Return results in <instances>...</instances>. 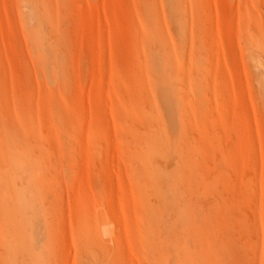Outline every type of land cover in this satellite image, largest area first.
<instances>
[{
  "label": "rangeland",
  "instance_id": "374dc122",
  "mask_svg": "<svg viewBox=\"0 0 264 264\" xmlns=\"http://www.w3.org/2000/svg\"><path fill=\"white\" fill-rule=\"evenodd\" d=\"M0 264H264V0H0Z\"/></svg>",
  "mask_w": 264,
  "mask_h": 264
},
{
  "label": "bare ground",
  "instance_id": "6f19581e",
  "mask_svg": "<svg viewBox=\"0 0 264 264\" xmlns=\"http://www.w3.org/2000/svg\"><path fill=\"white\" fill-rule=\"evenodd\" d=\"M172 108H173V107H172ZM106 228H107V227H106ZM106 228H105V227L103 228V230H104V234H106V235L108 234V235H109L110 232H109V230H107Z\"/></svg>",
  "mask_w": 264,
  "mask_h": 264
}]
</instances>
